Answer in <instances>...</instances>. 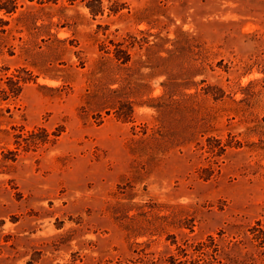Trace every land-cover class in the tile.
Here are the masks:
<instances>
[{"label":"rangeland","instance_id":"1","mask_svg":"<svg viewBox=\"0 0 264 264\" xmlns=\"http://www.w3.org/2000/svg\"><path fill=\"white\" fill-rule=\"evenodd\" d=\"M264 264V0H0V264Z\"/></svg>","mask_w":264,"mask_h":264},{"label":"trees","instance_id":"2","mask_svg":"<svg viewBox=\"0 0 264 264\" xmlns=\"http://www.w3.org/2000/svg\"><path fill=\"white\" fill-rule=\"evenodd\" d=\"M179 264H207V263H205L204 261H201V260H193V261H186V260H184V261H179L178 262ZM216 264V263H215Z\"/></svg>","mask_w":264,"mask_h":264}]
</instances>
